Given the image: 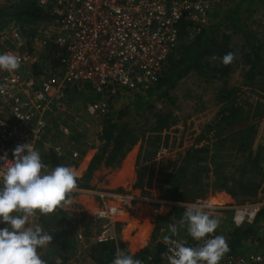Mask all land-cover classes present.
Returning a JSON list of instances; mask_svg holds the SVG:
<instances>
[{"label": "rangeland", "instance_id": "obj_1", "mask_svg": "<svg viewBox=\"0 0 264 264\" xmlns=\"http://www.w3.org/2000/svg\"><path fill=\"white\" fill-rule=\"evenodd\" d=\"M240 1L218 0L212 5L207 15L205 19L207 22L199 24L206 26L221 22L222 19L228 17L236 20L240 15L242 22L249 26L264 50V3H255L251 11L243 10V13H240L237 9ZM15 3L16 0H0V21L3 12L10 10ZM44 22L48 23V20ZM42 23L33 26L35 30L33 38L46 30ZM228 24L227 22L225 25L224 33L231 36L230 43L235 52L233 72L227 78L209 77V79L197 73H191L185 76L172 92L176 96L174 104L167 101L154 102V111L146 113L143 118L145 123L155 120L159 112L172 113L178 122L161 134L149 132L144 138L142 137L138 145L140 153L137 162V184L140 177L143 178L144 172L149 174L147 169L153 170L154 174L151 183L147 181L148 176L142 179L144 189L134 185V189L144 192L142 194L144 197L163 202L156 204L160 214L157 213L150 220L153 227L158 221L156 224L159 228V231H156L158 239H162L159 237L162 231H169L171 223L167 222L168 218L159 221L157 217L166 215L168 210L176 206L185 210L183 217L174 220L176 233L181 240L192 241L202 229L214 228L226 253H228L232 232L246 224L237 227L231 219L223 215L227 217L233 213L234 216L235 207L264 201V126L261 125L264 122V77L256 76L251 82L246 81L249 67L243 58L246 48L245 40L242 33L235 34L230 31ZM8 25L9 23L6 26ZM193 25V28L189 30L190 38L199 30L197 24ZM4 28L0 30V33ZM23 39L24 50L28 53L36 52L39 58L38 63H40L24 69V73H34L38 78L48 77L53 73L51 67H58L59 64L51 61L43 48L34 47L32 40L27 44L25 38ZM178 47L174 52L178 50ZM5 52V48H0V57L4 56ZM164 72H166L165 66ZM224 88L232 92L236 99L235 106L243 107L247 119L243 123L220 130L217 125L221 118L219 113L225 109V104L231 101L227 103L218 101L219 92ZM146 91L122 90L117 97L113 98L106 114L92 116L86 108L90 102L97 99V96L89 87L76 90L67 96L65 110L54 111L46 117L49 130L43 142L38 146L36 156H33L34 164H23L20 174L18 156H9L10 161L3 167L4 171L12 178L16 174L19 181H0V264H13L15 258L27 253L32 249L31 247L34 248L35 241H22V239L26 233L34 232L38 226H42L43 233L40 251L36 255L34 264H96L92 255L93 249L96 245L105 244L94 240L101 230V222L95 221L92 215L99 201L80 191H95L102 188L98 184L96 186L99 188L93 186L92 188H77L72 178L59 177L49 169L48 163L51 156L56 154L65 163H75L77 170L73 172L77 175L81 174L79 166L85 160H89L88 158L91 161L100 145L98 135L104 118L106 119L124 106L133 104L138 95L141 93L144 95ZM11 117L9 111L0 108V121L7 122L11 120ZM151 122L148 123V127L151 126ZM257 122L260 125L253 151L254 154L260 152L262 158L260 169H254L247 162V155L238 153L235 141L239 138V132ZM57 146L62 148L60 156L55 151ZM162 147H166L168 153L158 160L157 156ZM199 150H203V153ZM194 153L197 154L196 156H206L203 163L196 165L192 161L191 156H194ZM219 178L222 180L218 181ZM176 181L179 183L180 193L174 197L173 190ZM221 184L222 187H220ZM58 191L71 193L62 205L64 212L71 211L65 214L66 219H61L58 211L42 215L46 209L48 196ZM154 191L157 197L153 195ZM222 192L230 196L231 201L229 198L228 201L231 203L221 200L229 207V213H222L218 209L211 210L207 207L211 202L220 204L221 201L216 202L212 198ZM68 201H71L70 205L64 207ZM230 207H233L232 210ZM220 212L222 214H219ZM148 221L136 222V226L140 229L139 233L141 226H146ZM151 240L152 237L146 242L147 244L136 246L133 249L143 250L149 246ZM142 241L141 239L140 244ZM109 243L123 244V250H119L121 261V256L127 253V244L120 241ZM6 251L8 256L3 260ZM239 254L264 255V220L257 221L253 234L245 239L232 255ZM119 260L118 264H121Z\"/></svg>", "mask_w": 264, "mask_h": 264}, {"label": "built area", "instance_id": "obj_2", "mask_svg": "<svg viewBox=\"0 0 264 264\" xmlns=\"http://www.w3.org/2000/svg\"><path fill=\"white\" fill-rule=\"evenodd\" d=\"M217 1L39 0L52 19L42 23L46 30L32 43L59 64L51 67L53 73L46 78L24 73L39 58L36 52L24 50L20 26L10 22L0 33V48L6 49L0 57V108L12 116L0 121V181H19L16 174L12 178L4 171L9 156H18L20 174L23 164L35 163L33 156L49 130L44 115L65 110L69 94L89 87L97 99L86 110L102 116L122 90H148L157 84L180 43L181 22L205 24ZM61 149L55 148L58 155ZM167 153L166 147L160 148L157 159ZM81 192L99 201L92 214L101 222V230L93 237L96 242L120 241L127 244L130 254L147 242L140 244L136 222L149 220L150 224L159 213L156 204L163 202L144 197L134 187ZM263 208L264 201L235 207L232 221L237 227L253 224ZM138 264L154 263L143 260ZM158 264H264V255H229L217 231L205 228L192 241L172 240Z\"/></svg>", "mask_w": 264, "mask_h": 264}, {"label": "trees", "instance_id": "obj_3", "mask_svg": "<svg viewBox=\"0 0 264 264\" xmlns=\"http://www.w3.org/2000/svg\"><path fill=\"white\" fill-rule=\"evenodd\" d=\"M237 6L238 12L251 11L254 4L264 0H241ZM235 17V16H233ZM0 30L8 23L15 21L20 25L21 33L27 44L32 40L35 30L33 26L51 19L50 13L44 9L38 0H16L10 10H6L1 15ZM229 23V30L235 34L242 33L245 40V52L243 54L244 62L249 67L246 74V81L251 82L256 76L264 77V50L262 45L256 40V36L251 32L249 26L242 22L240 15L235 19L228 17L221 22L209 25H197L199 30L192 38L189 37V30L193 28V23L182 21L180 25V45L178 50L172 53L166 62L165 70L160 81L148 89L144 95H138L136 102L124 106L113 114L104 118L98 135L99 146L92 157L87 172L81 178L74 177L73 170L75 163H65L56 154L51 156L48 167L61 178H72L74 186L77 188H92L91 181L94 173L101 168H115L118 166L137 145L146 134H161L171 126L177 124L178 120L172 113H158L155 120L144 122L146 113L153 112L156 101H167L174 104L176 96L172 94L179 82L191 73H197L199 76L209 79V77L227 78L233 72L235 52L231 46V36L224 33L226 23ZM263 69V70H262ZM230 103H227V101ZM218 101L225 104V109L219 113L221 117L217 122L218 129L225 130L226 127L245 122V111L241 106L236 105V99L232 92L223 89L219 92ZM110 114V113H108ZM107 114V115H108ZM106 116V115H105ZM264 121V120H263ZM260 121V122H263ZM152 123L148 127V123ZM225 125V127H223ZM260 123L251 124L239 132V138L236 149L239 154L247 155V162L254 169H260L262 161L260 152L254 154L253 146L258 136V127ZM262 127L264 122L261 123ZM148 127V128H147ZM143 137V138H142ZM203 153V150H199ZM207 151V150H206ZM194 153L192 161L199 165L203 159ZM250 165V166H251ZM245 166V165H244ZM153 170L148 176V183L153 178ZM144 177V176H143ZM142 177L137 184L139 188H144ZM219 178L218 181H221ZM225 181V178H223ZM222 187V184L220 185ZM180 193L174 183L173 195ZM71 196L70 192L58 191L48 196L46 209L42 215L52 214L58 211L61 219H66V213L62 210V205ZM185 210L180 207H173L168 216V222L171 223V229L164 233V240L158 239V227L155 228L152 240L149 246L140 252L121 256L119 260V250H123V244L105 243L96 245L93 249V260L96 264H138L143 260H150L154 264L160 263L169 251V245L175 233L174 220L183 217ZM264 220V208L259 212L253 224L237 228L232 232V239L229 243L228 254L232 255L241 245L242 241L248 239L253 234L254 225L257 221ZM43 228L38 226L34 232L26 233L22 241H35L36 245L31 247L27 253L20 255L13 260V264H34L36 255L40 251ZM121 245V246H120ZM6 251L3 256L5 260L8 256Z\"/></svg>", "mask_w": 264, "mask_h": 264}, {"label": "crops", "instance_id": "obj_4", "mask_svg": "<svg viewBox=\"0 0 264 264\" xmlns=\"http://www.w3.org/2000/svg\"><path fill=\"white\" fill-rule=\"evenodd\" d=\"M48 60H49V58H48ZM37 64L39 65L40 63H37ZM49 115H51V114H48V112H46L44 116L45 117H48ZM139 144L140 143H138L137 145H135L129 151V153L126 155L125 159L118 166H116L115 168H104L103 167V168L99 169L98 171H96L94 173V176H93V179H92V182H91L92 186L93 187H96V188H99L100 187L102 189L103 188H106V189H127V188L134 187V185L137 186V182H136V179H137V162L139 161V158L138 157H139V153H140V146H138ZM191 157H193V156H191ZM205 157L206 156H203V157L201 156V158L203 159V161H204ZM88 159L89 160H85V162L79 166L80 167L79 170H80V173L81 174L77 175L76 173H73L75 177H77V176L79 177V176L83 175L87 171L86 168H88L87 166L89 165L88 163L90 161V158H88ZM203 161H202V163H203ZM75 169L73 171H75ZM148 172L150 174L151 173V169L150 170L147 169V173ZM149 174H146L144 172L142 174V176H144L143 178L145 179L146 176H149ZM127 176H131V177L129 178ZM218 176H219V174H218ZM97 184L100 185V186L99 187L96 186ZM176 187L177 188L179 187V183L177 181H176ZM153 195L155 197H157L155 191H154V194ZM228 198L230 199V196L226 192H222V193H218V195L216 197L212 198V199L215 200L216 202H219V201L223 200V201H225L227 203H231L230 202L231 199H230V201H228ZM70 203H71V201H68L64 205V207L66 205H70ZM93 204H94V202H93ZM216 204L217 203H215V202H211V204L209 203V205L207 207L209 209H211V210L212 209L213 210L218 209L219 211H222V213H229V210H228L229 207L227 205H224L222 201L220 202V204H217V206H216ZM232 208L233 207H230L231 210H232ZM65 209H69V208H65ZM66 211H67V212H65L66 214L67 213H71V211H69V210H66ZM171 211H172V209L168 210V212H167L166 215L158 216L157 217V220L159 219V221H160V220H164L165 218H168V216H169V214H170ZM222 213L220 212L219 214H222ZM158 214H160V212ZM139 216H140V214L137 215V217H139ZM223 216L225 218H227V219H231L232 220L233 213L232 214H229V216L227 215V217L225 215H223ZM167 222H168V219H167ZM156 224H158V221L155 222L154 227H153V224L152 223H150V224L148 223L146 226L145 225H142L141 226V232H140L141 234H140V236H141V239L144 242L150 241V237H152V234L154 233L155 228L157 227ZM143 226H145V227H143ZM169 228L171 229V226ZM164 233L165 232L162 231V233L159 235V237L162 238L161 240H164V238H165L164 237ZM178 239L181 240L179 238V236H178V233H176V231H175L172 240H178ZM181 241H183V240H181ZM244 241H242V242H244ZM144 244H147V243H144ZM126 251L128 252L129 251V248H127ZM139 251H141V250H139ZM133 253L134 252H132V254ZM225 253H226V251H225ZM126 254H128V253H126Z\"/></svg>", "mask_w": 264, "mask_h": 264}]
</instances>
